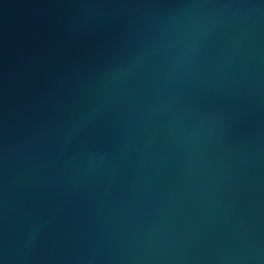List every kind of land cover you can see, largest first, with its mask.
<instances>
[{
	"label": "water",
	"instance_id": "95a60500",
	"mask_svg": "<svg viewBox=\"0 0 264 264\" xmlns=\"http://www.w3.org/2000/svg\"><path fill=\"white\" fill-rule=\"evenodd\" d=\"M0 264H264V0H0Z\"/></svg>",
	"mask_w": 264,
	"mask_h": 264
}]
</instances>
